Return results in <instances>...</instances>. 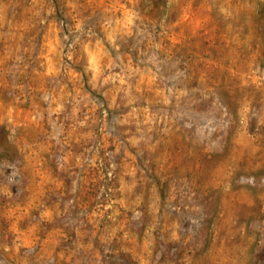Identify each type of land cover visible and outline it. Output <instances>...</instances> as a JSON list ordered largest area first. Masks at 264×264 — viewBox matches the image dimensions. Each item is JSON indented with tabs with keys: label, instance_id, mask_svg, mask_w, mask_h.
<instances>
[{
	"label": "rangeland",
	"instance_id": "rangeland-1",
	"mask_svg": "<svg viewBox=\"0 0 264 264\" xmlns=\"http://www.w3.org/2000/svg\"><path fill=\"white\" fill-rule=\"evenodd\" d=\"M0 264H264V0H0Z\"/></svg>",
	"mask_w": 264,
	"mask_h": 264
}]
</instances>
